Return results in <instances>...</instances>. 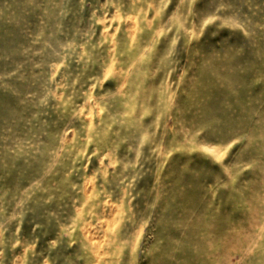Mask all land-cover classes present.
<instances>
[{
  "label": "rangeland",
  "instance_id": "obj_1",
  "mask_svg": "<svg viewBox=\"0 0 264 264\" xmlns=\"http://www.w3.org/2000/svg\"><path fill=\"white\" fill-rule=\"evenodd\" d=\"M0 264H264V0H0Z\"/></svg>",
  "mask_w": 264,
  "mask_h": 264
}]
</instances>
